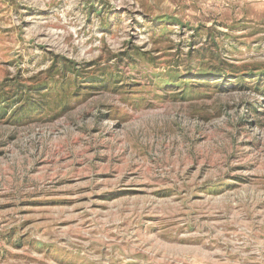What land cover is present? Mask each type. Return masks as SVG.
I'll return each instance as SVG.
<instances>
[{"label":"rangeland","instance_id":"374dc122","mask_svg":"<svg viewBox=\"0 0 264 264\" xmlns=\"http://www.w3.org/2000/svg\"><path fill=\"white\" fill-rule=\"evenodd\" d=\"M0 264H264V0H0Z\"/></svg>","mask_w":264,"mask_h":264},{"label":"trees","instance_id":"16d2710c","mask_svg":"<svg viewBox=\"0 0 264 264\" xmlns=\"http://www.w3.org/2000/svg\"><path fill=\"white\" fill-rule=\"evenodd\" d=\"M65 65V64H64ZM23 104L17 110H15L12 116L16 115L17 113L21 114L22 112L26 111V114H29L33 111L34 107L38 105V102L32 100V98L26 97L25 100L22 102Z\"/></svg>","mask_w":264,"mask_h":264}]
</instances>
